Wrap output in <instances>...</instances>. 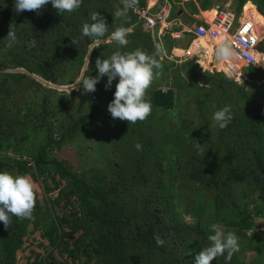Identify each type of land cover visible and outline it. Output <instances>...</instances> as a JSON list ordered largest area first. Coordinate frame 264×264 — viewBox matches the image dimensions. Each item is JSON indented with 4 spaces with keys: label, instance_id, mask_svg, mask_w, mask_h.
Here are the masks:
<instances>
[{
    "label": "trees",
    "instance_id": "1",
    "mask_svg": "<svg viewBox=\"0 0 264 264\" xmlns=\"http://www.w3.org/2000/svg\"><path fill=\"white\" fill-rule=\"evenodd\" d=\"M247 1L237 0L238 9ZM254 2L264 15V0ZM14 3L0 0V172L17 169L19 176L44 175L45 181L50 177L54 185L43 183L45 191L58 190V195L43 215L37 204L31 219L13 216L9 229L0 222V264H17L18 252L36 230H42L61 256L76 259L89 252L91 264H195L196 255L210 243V233L182 220L181 210L202 221L211 208L226 233L244 226L243 198L250 191L264 193V86L252 90L249 83L262 82L264 69L234 61L243 80L219 78L201 89L190 86L193 98L177 108L175 91L150 87L151 115L129 124L114 120L107 110L118 78L109 89L107 76L101 78L96 91L87 94L82 85L68 93L44 82L63 86L98 76L96 59H107L116 51L153 54L159 45L155 33L144 29L135 9L127 17L114 18L121 0H83L77 11L63 15L51 2L39 14L18 13ZM138 6L145 7L146 0H138ZM93 12L106 18L108 32L90 54L92 40L82 36V26L92 23ZM121 26L131 29L124 47L108 42ZM11 28L15 42L7 39ZM179 76L180 72L181 82ZM75 96L80 100L74 101ZM225 106L231 107L234 118L221 129L212 117ZM158 108H176L177 131L165 127L172 113L159 115ZM90 131L112 132V144L124 145L120 165L106 163L80 172L53 156L56 149ZM168 148L182 162L172 176L164 162ZM100 157L103 163L105 154ZM63 201L75 210L59 220L54 206ZM260 209L264 211V205ZM66 223L72 227L70 233L65 232ZM156 234L165 241L162 247L156 244ZM226 255L212 264H246L236 254L229 262Z\"/></svg>",
    "mask_w": 264,
    "mask_h": 264
},
{
    "label": "rangeland",
    "instance_id": "2",
    "mask_svg": "<svg viewBox=\"0 0 264 264\" xmlns=\"http://www.w3.org/2000/svg\"><path fill=\"white\" fill-rule=\"evenodd\" d=\"M247 8L251 9L254 14L264 21V17L257 11L256 6L252 2H249ZM155 39L156 43L163 47L165 52H167V49H169L172 44L171 49L174 53L172 55L171 53H166V55H164L162 58L160 57L162 66L166 68L163 69L162 67L160 70V76L154 80L151 88H162L165 93L169 92L170 89L173 92L175 91L177 98L176 108L186 104L193 98L194 92L190 90V86L201 89L208 84L211 85L210 83L219 78L231 79L234 82L243 80L240 72L237 71V68H235V71H233L228 66L229 63L235 62H226L221 67L216 66L215 68H220V70L216 74L214 73L215 68H213L214 65L212 63L213 50L211 48H209L211 50L209 52L202 50L203 45L212 47L211 44H209V46L207 44L205 45L204 41L202 42V40H200V43H196V47L201 46V50H195L189 46V43L184 42L183 44H173L172 42L167 41L166 37L164 36H162V39H160L159 35L156 33ZM167 54L169 56H167ZM178 72H180L183 77L182 78L179 76L182 78L181 82L178 81ZM183 82L185 85L182 84ZM44 83L50 88L58 89L59 91H68V93L71 92L72 88H69L68 86L75 84L59 86L46 82ZM249 83L253 88L252 90H255L261 85L264 86V80L262 82L250 80ZM78 89L79 85H77L76 90ZM73 100L78 101L80 99L79 97L75 96L73 97ZM69 101L72 102V100ZM158 109L160 111L158 112L159 115L162 113H172L166 118L165 127L177 131L179 128V119L175 117V110H166L163 108ZM189 114H191V112H189ZM193 114L195 113H192V115ZM194 134L195 133H193V135ZM112 142V132L104 131L103 133L99 134L96 131H90L82 137H76L69 145H65L60 149H56L53 152V156L66 161V163L70 165L73 170L80 172H91L94 168H102L103 165H106V163L111 166L120 165L122 155L125 152V147L122 143H117L114 145ZM172 151L173 150L168 148V154L166 155V158H164V162L166 164L165 166L169 168V170H167L168 175L174 174L178 169L180 170V166L182 165V162L177 160L178 158L176 157V154ZM101 153L105 154L106 156V160L103 163L100 157ZM11 172L14 176H19L17 169H13ZM25 176L31 177L33 181L37 195V204L42 206L43 215L45 211H47L52 205L50 201L58 195V190L51 193H46L45 186L47 184L44 186L43 183H48L51 186L54 185L50 177L46 178L47 180L45 181L44 175H40L39 179L30 173L25 174ZM175 183L178 185L180 182ZM185 203L187 204V202ZM242 203L245 207L243 214V218L245 219L243 220L245 222L243 223L244 226L241 228L233 226V229L230 231L234 232L235 235L239 237V251L235 254L237 255L238 260H241L246 264H264V211L260 209L263 208L264 205V193L261 191H258V193L255 191H250L249 195L243 198ZM72 206L73 205L71 203L67 205L64 201L60 204H56L54 209L58 219L60 220L64 215H66V213H71L72 216L75 210V208ZM193 209L194 206L192 207V211ZM180 217L190 225H200V228L205 229L210 234H213L210 231L211 225L219 224L216 221V218L214 219V210L211 208L207 210L202 221H199L193 212L188 211L185 212L181 210ZM219 225L222 226L225 232V224L221 223ZM64 228L65 232H71L72 227L69 223L64 224ZM30 229L32 231L33 226H30ZM244 232H247L248 237H245ZM78 235L79 233L71 235V241L74 240ZM259 240H261L262 245L258 244ZM89 257V252L86 255L76 259L67 254L61 256L60 250L52 246L49 243V240L42 236V230H36L32 231L27 236L23 248L18 252L17 264H37L41 262L43 264H59L58 260H61L64 262V264H91L92 260H89Z\"/></svg>",
    "mask_w": 264,
    "mask_h": 264
},
{
    "label": "clouds",
    "instance_id": "3",
    "mask_svg": "<svg viewBox=\"0 0 264 264\" xmlns=\"http://www.w3.org/2000/svg\"><path fill=\"white\" fill-rule=\"evenodd\" d=\"M50 2L63 15L65 12L77 11L83 0H15L14 9L18 13L36 11L39 14ZM121 3L122 7L115 11L114 18L127 17L129 10L136 8L138 0H121ZM90 19L91 24L85 23L82 26V36L91 38L92 44L89 46L91 54L102 42V38L106 36L108 23L99 12L91 13ZM130 33V28L117 27L108 36V42L114 41L121 47L127 46L129 43L127 37ZM7 39L10 42L16 41V35L12 28ZM71 42L75 45L78 43L76 40H71ZM31 44L34 46L35 41H32ZM164 55H166L164 48L157 45L155 52L151 55L141 49H136L125 53L116 51L107 59L98 57L95 67L99 75L82 77L72 86L71 90L76 89L77 85H82L84 94L94 93L101 78L105 76L108 78L106 89L111 88L113 81L118 78L114 99L108 105V112L114 120L127 121L129 124L142 122L152 113L153 106L150 99L147 98V92L154 80L161 74L160 70L163 66L157 57L162 58ZM242 58L231 41L219 44L215 50L217 66H223L226 62H234ZM228 66L235 71V63H229ZM212 118L221 129H224L234 117L231 107L225 106L217 110ZM136 148L140 150L141 145L137 144ZM36 205L37 195L31 177L0 172V222L6 229L10 228L13 216L21 220L31 219ZM210 231L213 233L208 236L210 243L196 255L195 264H212L217 257L225 256V254H227L226 260L230 262L233 255L239 251V237L234 232L226 234L219 224H212ZM154 239L158 247L165 244L159 234H156Z\"/></svg>",
    "mask_w": 264,
    "mask_h": 264
},
{
    "label": "built area",
    "instance_id": "4",
    "mask_svg": "<svg viewBox=\"0 0 264 264\" xmlns=\"http://www.w3.org/2000/svg\"><path fill=\"white\" fill-rule=\"evenodd\" d=\"M135 11L146 30L176 38L191 33L196 39L211 38L221 43L231 41L235 50L243 57L241 62L244 65L264 68L260 52L264 43V36L260 34L263 25L252 13L239 19L230 9H218L205 23L189 27L178 17L172 16V3L169 0L156 7L136 6Z\"/></svg>",
    "mask_w": 264,
    "mask_h": 264
},
{
    "label": "crops",
    "instance_id": "5",
    "mask_svg": "<svg viewBox=\"0 0 264 264\" xmlns=\"http://www.w3.org/2000/svg\"><path fill=\"white\" fill-rule=\"evenodd\" d=\"M164 1L165 0H146V6L156 7L162 4ZM169 1L172 3V16L178 17L181 21L186 23L189 27H194L199 24L205 23V20L211 19L213 17V14L218 9H230L236 13L237 18L239 19L245 18L248 14L252 13V15L256 17L257 20L263 25V28H260V34L264 36V21L261 20L256 14H254V12L251 9L247 8V5L249 4V2H252L256 6L257 11L260 13V10L258 9V5L254 2V0H248L241 10L238 9L237 0H169ZM261 15L264 17L263 14ZM151 32L158 34L160 39H162V36L166 37V40L169 42H172L173 44L174 43L183 44L184 42L189 43V46H191L195 50H201L200 49L201 46L196 47V43H200L201 42L200 40H202V42L204 41L205 45L207 44L209 46V44H211L212 47L211 46L207 47L203 45L202 50H205L206 52L211 51L209 48L213 50L212 51V54H213L212 63L214 65L213 68L217 66V65L215 66V63H214V53L219 43H221L220 41H217L211 38L196 39L191 33H185L182 37L176 38L174 36H170L164 33L159 34L158 31H151ZM171 46L169 47V49H167L166 53H171L172 55L174 52L172 51ZM260 52H261V57L263 59V65H264V43H263V46H261ZM167 56L169 55L167 54ZM219 70H220L219 68H215L214 73L216 74Z\"/></svg>",
    "mask_w": 264,
    "mask_h": 264
},
{
    "label": "water",
    "instance_id": "6",
    "mask_svg": "<svg viewBox=\"0 0 264 264\" xmlns=\"http://www.w3.org/2000/svg\"><path fill=\"white\" fill-rule=\"evenodd\" d=\"M214 63H215V66L217 65L216 64V61H215V53H214ZM81 79V78H80ZM73 85H69L68 87L70 88V87H72Z\"/></svg>",
    "mask_w": 264,
    "mask_h": 264
},
{
    "label": "bare ground",
    "instance_id": "7",
    "mask_svg": "<svg viewBox=\"0 0 264 264\" xmlns=\"http://www.w3.org/2000/svg\"><path fill=\"white\" fill-rule=\"evenodd\" d=\"M248 6V5H247Z\"/></svg>",
    "mask_w": 264,
    "mask_h": 264
}]
</instances>
